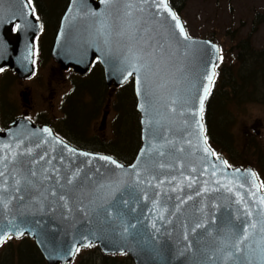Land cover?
<instances>
[{
	"label": "water",
	"instance_id": "water-1",
	"mask_svg": "<svg viewBox=\"0 0 264 264\" xmlns=\"http://www.w3.org/2000/svg\"><path fill=\"white\" fill-rule=\"evenodd\" d=\"M25 4L26 0H0V68L21 80L34 73L33 40L40 32V23ZM101 23L107 34L97 33ZM211 44L178 37L174 22L153 0H114L108 5L101 0H69L51 58L61 69L72 68L81 76L97 60L106 86L113 82L120 87L132 79L140 148L132 163L116 168L96 158L105 155L56 144L51 131L49 135L24 119L14 121L0 131V171L5 173L0 177V201L7 204H0V233L24 231L12 239L33 241L45 264H69L75 248L89 242L102 255L127 256L133 264H240L235 257L226 258L232 250L231 236L238 227L261 219L255 214L264 209L258 203L264 193L257 177L248 174L252 169L225 168L222 158L202 150L205 127L201 134L194 122L199 115L194 118L191 112H198L197 97L207 83L204 63L208 57L216 59ZM138 57L150 66L143 93L135 74L125 80L122 71ZM184 98L190 101L186 105L171 103ZM29 148L31 154L26 152ZM142 152L135 171L146 182L138 183L129 166ZM32 171L37 175L31 176ZM246 209L254 216H247ZM253 239L260 242L258 232ZM251 256L258 264L259 247Z\"/></svg>",
	"mask_w": 264,
	"mask_h": 264
},
{
	"label": "rangeland",
	"instance_id": "rangeland-1",
	"mask_svg": "<svg viewBox=\"0 0 264 264\" xmlns=\"http://www.w3.org/2000/svg\"><path fill=\"white\" fill-rule=\"evenodd\" d=\"M66 1L68 2V0H41L42 5L48 11V15L38 11L40 21L45 25V33L41 38L40 51L37 53L34 77L29 80H21L10 71L3 70L0 72V129L5 128L10 119L16 118L20 114L23 103H26L28 99L32 107L45 109L46 113L52 111L60 119L61 110H59L58 104L59 102L61 104L63 98L67 100L70 89L75 83L77 90L81 88L80 93L86 94V96L83 98L76 96L69 101L72 103L74 100H79L80 103L81 100L82 104L84 103L86 106H91L92 102L95 106L99 97L100 99L103 97V102L106 98L109 99L110 95L112 98L113 94L111 93L117 89L113 82L110 86H106L99 64L94 65L89 74L79 78L81 76L74 69L67 71L70 68L61 69L59 65L53 62L50 48L63 8L67 5ZM177 2L179 18L188 35L194 39L210 40L222 49L221 54L224 59L218 70L222 82L217 88L218 92L223 86V78L228 73L238 79V74L245 69L252 70L251 73H255L253 76L256 78L255 80L261 82V87L256 93L252 92V81H248V89L244 87L241 91V93L246 92L247 94L240 95L237 101L219 100V94L216 90L217 94H214L210 102V120L205 127V135L207 141L212 142L211 148L218 156H222L234 167L253 169L257 172L262 185L264 184V0H182V3ZM244 49H247L248 56H245ZM241 53L243 55L239 57ZM261 68H263L262 72H260ZM22 91H27L29 95L23 94ZM51 92L55 93V99L47 98L45 100L44 97H49ZM120 92L121 89H117V95ZM42 98L43 103H41ZM223 104L225 105L220 108ZM103 105L99 107L97 123L94 125L91 122L88 123L87 131L89 133H94L96 128H99V123L103 117ZM130 105L131 108L129 107L127 110L129 113L126 116V123L129 124L128 121H131L134 126V142H130L129 133L124 136L122 127L125 128V126L122 121L124 117L122 110L121 118L117 122H120L121 126L120 131L122 133L118 137H122L120 146L122 151L118 153L114 150H100L106 154L124 157L126 164L130 163L129 161L137 152L140 143L139 115L135 109L136 101H133V98H130ZM7 112L11 114L9 120L4 118V114ZM78 112L80 111L77 108L70 107L66 115V122L82 124L83 115ZM107 112L106 131L108 135L111 133V137H113L111 126L114 114L109 108ZM27 113H29L30 118H34V113L30 111ZM130 116L132 119L129 118ZM224 125L227 130L224 129ZM74 128L82 132L85 130L84 127L82 129L76 125ZM223 130H225V137L224 134L222 135ZM225 138L232 141L226 145L229 152L218 144V142L223 144ZM83 148L88 149L89 147L84 146ZM100 151L93 150V152ZM262 188L264 190V187ZM27 240L36 248L31 240ZM21 243L13 241L11 245L14 247L10 246V251L0 250V264H13L9 263L8 254L16 250L15 247H19ZM36 250L39 253L37 248ZM82 251L77 253L72 263L69 264H102L104 261L101 259L104 255L98 248L89 252ZM39 255L45 264L40 253ZM120 257L116 256V260L125 261L124 257ZM103 264L107 263L104 261ZM119 264L133 263L125 261Z\"/></svg>",
	"mask_w": 264,
	"mask_h": 264
},
{
	"label": "snow or ice",
	"instance_id": "snow-or-ice-1",
	"mask_svg": "<svg viewBox=\"0 0 264 264\" xmlns=\"http://www.w3.org/2000/svg\"><path fill=\"white\" fill-rule=\"evenodd\" d=\"M75 2V0H74ZM102 3H104L105 5H108L112 2H114V0H101ZM142 3H147L148 0H141ZM32 3V0H26V4L25 7H29ZM153 3L155 4V7L162 11V12H166L168 14V16L171 18V20L174 22V29L175 32L178 33V37H182L185 41H190L191 37L188 35L184 24L181 22L179 16L171 10V8L169 7V3L168 0H153ZM142 10V9H141ZM30 11L34 14L35 13V8H30ZM131 13H126V15H130ZM17 28L20 27V25H16ZM97 33H104L107 34V29L106 26L101 23L100 28H98ZM3 45V37H0V46ZM211 49L214 50V52L217 54L216 55V59L213 60L211 57H208V59L205 61L204 63V74H203V79L205 81H207L206 84L202 85V93L198 95V100H199V109L198 112L197 111H192L191 115L195 118L197 115H199V119H194L195 124L197 125V128L199 130V132L201 134H203L204 132V125L202 123L203 120V111H204V104H205V100L207 99V97L210 95L211 93V87L214 85V77L216 76V69L219 67V63L223 62V55L222 53V49L220 48V46L216 45V44H211ZM101 55L103 56L104 53L102 52ZM142 58H135V62H129L126 63V65L122 68V71L126 73V75L124 76V79L126 80L128 77H131L135 74L136 76V81L139 85H141V91L142 93L146 90L145 88V84H146V73L148 71H150V66L147 63H142L141 62ZM216 61H219V63H217ZM210 65V67H209ZM4 69L0 68V72H2ZM181 103L183 105L188 104L189 98H184L183 100H173L171 103L172 105H176L177 103ZM172 112L176 111L175 107H172L170 109ZM43 131L45 133H48L49 135H51V132L49 129L45 128L43 129ZM202 140L203 143L205 145V147L202 149L203 152L205 153V155L210 154L213 157H217V154L215 152H212L208 147H207V137L206 135H202ZM55 143L56 144H63V141L60 140L59 138H55ZM17 147H19V145H17ZM65 148H67V150L69 152H75L74 149L68 147L67 145H64ZM32 149H26V152L28 154H31ZM146 151V150H145ZM181 151H183V149H181ZM161 155H163V153H160ZM19 155V153H18ZM47 155V153H45V156ZM80 155H89L88 153H80ZM45 156H41L40 160H44ZM144 156V152L141 153V157L140 159H138V162L136 164H132L129 167L135 172V176H136V180L138 183H145L146 181L143 180L141 178V173L139 171H135L138 166L140 161L143 159ZM97 159L100 160H105L107 161L109 164L111 165H115L116 168H123L124 166L119 164L116 160L112 159L111 157L108 156H99L96 157ZM4 161L8 160V157L5 156ZM217 159H219L217 157ZM48 163H51V161H48ZM223 165L225 168L229 167L228 162L227 161H223ZM213 167L215 168V165H213ZM45 171H47V169H45ZM193 171H195V169H193ZM205 171H207V169H205ZM239 171V170H237ZM249 175L255 177L256 173L254 172H250L248 173ZM5 175V173L3 171H0V177H3ZM31 176H36L37 173L35 171H32L30 173ZM213 176H216V172L213 171L212 172ZM192 182H195L194 180ZM192 182L189 183V187H191ZM15 183L17 185L20 184L19 180H16ZM68 184L72 183L71 179L67 180ZM163 183V182H161ZM216 183H220L219 181H216ZM6 184L7 181L4 182L3 186V190H7L6 188ZM220 187L224 188L226 191L231 192L233 191L232 187H230L228 184H220ZM261 187H264V184L261 185ZM173 191H176L175 188L172 189ZM208 189L205 188L204 191H207ZM216 191H219V188L214 189ZM53 195H56L55 192H53ZM197 195H200L199 192H197ZM59 199L64 200L65 197L63 195H61L59 197ZM177 199H179V197H177ZM188 199H191V197H188ZM185 201L181 200V204L184 203ZM241 200H237V203H240ZM258 203L260 205H264V197H261L258 201ZM0 204H3L2 201H0ZM3 207H7V204H3ZM246 214L249 217H253L254 213L250 210V209H246ZM255 215L261 217V219L259 220H254L253 222L249 223L246 227L245 226H241L238 227L236 229V231L233 232L231 239H230V248L232 250H230L227 254V259H232L233 257H235L237 260H239L240 264H254L252 256H251V251L254 250V247H259L260 250V256H259V261L258 264H264V209L259 210ZM162 218V217H161ZM129 227H135L134 225H129ZM156 225L155 223L153 224V228H155ZM197 228L202 227V225L197 224L196 225ZM125 231H127V229H125ZM259 234L260 236V242L257 243L253 237L257 234ZM25 234L24 231H10V232H5V233H0V245H2L3 243H5L8 239L13 238V236H15L16 238H19L21 236H23ZM185 239H187V237H185ZM93 246L91 242H89L88 244H79L76 248H75V252L79 253L81 251L82 247H91ZM223 250V249H222ZM240 253V256H237L236 254Z\"/></svg>",
	"mask_w": 264,
	"mask_h": 264
},
{
	"label": "flooded vegetation",
	"instance_id": "flooded-vegetation-1",
	"mask_svg": "<svg viewBox=\"0 0 264 264\" xmlns=\"http://www.w3.org/2000/svg\"><path fill=\"white\" fill-rule=\"evenodd\" d=\"M68 2H69V0H68ZM68 2H67V5H68ZM40 4H41V1H40ZM67 5L65 6V8L63 10L62 15L64 14V12L66 10ZM34 15H35V18L41 23V31L34 40V58H35L34 63H36V57H37L36 54L39 53V51H40L41 38L43 37V35L45 33V25L40 21V16L38 13H37V15H36V13H34ZM62 15H61V17H62ZM61 17H60V19H61ZM58 27H59V23L57 26V30H58ZM57 30H56L54 38H53L52 46L54 44V40H55V37L57 34ZM52 46L50 48V52H51ZM50 52H49V56H50ZM94 65H97V63L95 61L92 63V67ZM92 67H91V69H92ZM219 67H220V63H219ZM219 67L216 69L217 74H216L215 79H214V85L212 86V91L214 90V92L216 93V90H217V93L219 94L218 99L222 100V98H225L228 100V102H231V101H237L239 99L240 95H246L247 94L246 92L241 93V91L243 90L244 87H246L248 89V84L245 82L246 80H239V76L240 75H247V74L250 75L252 70L251 71H248L246 69L242 70L238 74V79L235 78L233 75V78L235 79V84L233 85L234 88H232V87H229V88L220 87L219 92H218L217 88H218L219 84L222 82V77L220 79V75L218 72ZM91 69H90V71H91ZM67 71H72V69L70 68ZM228 74L231 76L230 73H228ZM228 74L225 76L226 78L228 77ZM101 75L103 76L102 70H101ZM79 76H81V75H79ZM79 76H77V77H79ZM33 77H34V75H33ZM225 77L223 78V81H224ZM79 78H83V76H81ZM239 81L242 83L243 86L239 85ZM248 81H249V76H248ZM260 84H261V82H260ZM117 89H120V88H117ZM117 89H115V91L113 93H111V94H113L112 98L110 95L111 99L106 98L104 100L105 103L103 102V97H101L99 102L95 103V106H93L94 102H92L91 106H86V104H84V103L82 104L81 100H80V103H79V100H74L72 103L69 101L73 97H76V96H79L82 98L86 96V94L80 93L81 88H78V90H77L76 83H75L74 86L70 89V95H68L67 100H66V98H63V101L61 102V104H60V102L58 104V108H59V110H61L60 119L57 116H55L52 111H51V113L50 112L46 113L45 109H37L35 107H32L31 103L28 99L26 101V103H23L22 108L20 110V114L16 118L10 119L11 114L8 112L4 114V118L5 119L7 118V120H9V119L10 120L6 124L5 128H3L1 130L6 129L10 123L14 122L17 119H25V120L29 121L35 127L48 128L50 131H52V133L57 138L61 139L65 143L71 145L72 147H75V148L78 147L77 149L81 150V149H83L84 146L91 145V146H93V148H96V150H99V151L100 150H105V151L106 150H114V151L120 153L122 151V147H120L122 144V137H118V136L121 135L122 132L120 131L121 130L120 122L117 123L119 121L118 119L121 118V116H120V113L119 114L117 113L116 108H115L116 107L115 94H117L116 93ZM22 93L27 95V96L29 95L27 91H22ZM249 93L251 95L250 90H249ZM221 94H223L224 96H222ZM23 97H25V96L23 95ZM55 97H56L55 93L51 92L49 97L45 96L44 98H46L45 100H47V98H49V99L51 98L52 100H54ZM113 97H114V99H113ZM225 99H224V101H227ZM41 103H43V98H42ZM103 103H104V105H103ZM102 105H103V107H102L103 108V111H102L103 117L99 123V128L97 127L96 128L97 130H95L94 133H89L87 131V125L89 122H91L93 125L97 123L96 120L98 119L97 118L98 110H99V107ZM224 105L225 104L221 105L220 108L223 107ZM53 106H55V105H53ZM70 107L77 108L80 111L78 113L83 115L82 124H80V125L76 124V123L70 124V123L66 122V115H67L68 109ZM108 108L110 109L111 112L113 111V114H114L113 120H112V126H111L113 137H111V133L108 135L107 131H106ZM29 111L31 113L35 114L34 118L29 117V115H28L29 113H27ZM74 125L82 128V129L84 127L85 130H83V132L78 131L77 129L74 128ZM224 129L227 130V127L225 125H224ZM218 144L221 147H224L229 152L228 147L224 143L221 144L220 142H218ZM211 150H212V148H211ZM101 152L102 151L93 152V153L103 154V155H107V156L114 158V156L112 154H105V153H101ZM217 157H221L224 161H227L222 156L217 155ZM130 163H132V161ZM228 165L230 168H236V167L230 165L229 162H228ZM255 173L257 175L256 171H255Z\"/></svg>",
	"mask_w": 264,
	"mask_h": 264
},
{
	"label": "trees",
	"instance_id": "trees-1",
	"mask_svg": "<svg viewBox=\"0 0 264 264\" xmlns=\"http://www.w3.org/2000/svg\"><path fill=\"white\" fill-rule=\"evenodd\" d=\"M33 1H34V4H35V7L37 8V10L39 12H42L43 14H45V15L47 14L48 15V11L44 8L42 3L40 4L41 0H33ZM177 1L182 3V0H168L170 7L179 16V11L177 10V6H178V2ZM246 51H247V49H244L245 56H248ZM241 55H243V54L241 53L239 57H241ZM259 62L262 63L261 60H259ZM262 71L263 70L261 68L260 72H262ZM254 75H255V73H253V74L251 73L250 74L249 81H252V84H253V85H251L252 92L258 93V88L261 87V84H260V82L258 80H255L256 78L253 77ZM220 79H221V77H220ZM239 80H246L245 82L247 83L248 82V76L247 75H240L239 76ZM234 84H235V79L233 78V75L231 74V76H230L228 74V77L227 78L225 77V79L223 81L222 88H229V87L234 88L233 87ZM239 85L243 86L240 81H239ZM98 93H100V91H98ZM214 94H215V92L213 90L211 92L208 100H207V103H206L205 115H204V125H205V127H207L208 122L210 120V112H211V106H210L211 103L210 102H211V99L213 98ZM221 95L224 96L223 94H221ZM130 98H133V101H135L134 96H133L132 84L129 81L126 85H124V87L121 88V92L118 95L115 94V103H116V107L115 108H116L117 113L118 114L120 113V116H121V112L123 110L124 117H123L122 121H123L124 126L126 128L125 129V128L122 127V130L124 131V136H126L129 133L130 137H131V141L130 142H132V141L134 142V138H135L134 137V130H133L134 126L131 123V121H128L129 124L126 123V116L129 113L127 110H128L129 107L131 108ZM99 99H100V97L98 98V100L96 102H98ZM224 99L225 98H222V100H224ZM225 100H227V99H225ZM129 118H131V116ZM223 134H224V137H225V130L222 131V135ZM138 138H139V134H138ZM229 143H232L231 139H229V138L226 139L225 138L224 139V144L227 145ZM87 146L89 147L88 149L87 148H83L81 150L93 152V150L96 149V148H93V146H91V145H87ZM139 146H140V143L138 145V148H139ZM101 153H105V152H101ZM135 154H136V152L134 153V155ZM134 155L130 159L129 162H131L133 160ZM114 159L116 161H118L119 163H121V164H126L125 160H124V157H122V156L114 155ZM13 241H16V243H18V242H22V243H21V245L19 247H15L16 250H14V251H12L11 253L8 254V257L10 258V262L9 263H13V264H43V261H42L40 255H39V253L37 252L36 248L26 238H23V239H20V240L10 239L8 242H6L0 248V250L4 249L3 251H7V250L10 251V246L14 247L13 245H11V242H13ZM20 247H24V248H20ZM94 250H97V248L96 247H90L89 249L83 250L82 252H87V251L89 252V251H94ZM122 257H124L125 261H130L131 262V260L128 257L121 256L120 258H122ZM101 259L104 260L107 264H119V263L125 262V261H119L118 259L116 260V256H114V257H112V256H102ZM103 262H102V264H103Z\"/></svg>",
	"mask_w": 264,
	"mask_h": 264
},
{
	"label": "bare ground",
	"instance_id": "bare-ground-1",
	"mask_svg": "<svg viewBox=\"0 0 264 264\" xmlns=\"http://www.w3.org/2000/svg\"><path fill=\"white\" fill-rule=\"evenodd\" d=\"M67 2V1H66ZM170 6V5H169ZM171 8V7H170ZM64 9V8H63ZM172 9V8H171ZM61 13V12H60ZM219 62V61H218ZM100 100V99H99ZM99 102V101H98Z\"/></svg>",
	"mask_w": 264,
	"mask_h": 264
}]
</instances>
